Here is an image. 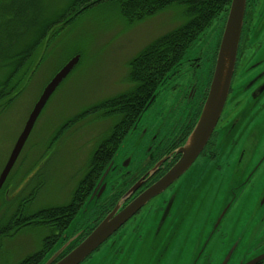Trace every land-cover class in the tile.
Listing matches in <instances>:
<instances>
[{"label":"flooded vegetation","instance_id":"obj_1","mask_svg":"<svg viewBox=\"0 0 264 264\" xmlns=\"http://www.w3.org/2000/svg\"><path fill=\"white\" fill-rule=\"evenodd\" d=\"M225 20L222 26L217 24L208 48L188 53L164 83L148 108L152 110L150 123L139 126L121 150L113 182L99 206L62 241L64 244L78 235L61 256L118 201L124 207L143 194L182 156L179 148L193 130L208 96ZM250 135L257 140L248 145L247 160L252 159L249 166L246 160L239 168L248 173L256 169L204 246L225 205V185L233 176L235 181L243 178L235 173L237 155ZM241 233V245L229 264L264 251V0H245L229 93L196 159L81 264H220V257L232 244L230 239Z\"/></svg>","mask_w":264,"mask_h":264},{"label":"rangeland","instance_id":"obj_2","mask_svg":"<svg viewBox=\"0 0 264 264\" xmlns=\"http://www.w3.org/2000/svg\"><path fill=\"white\" fill-rule=\"evenodd\" d=\"M30 1L0 0V26L6 6L10 9L20 4L28 15L39 11L37 25H40L69 3V0H36L37 6L33 7ZM224 18L203 32L188 53L206 50L213 31L217 24L223 25ZM181 22L178 11L171 9L128 25L113 5L101 4L88 8L68 25L59 24L52 29L35 53L34 62L44 58L32 77L0 102V172L44 86L67 58L78 54L80 59L41 110L0 189V224L13 215L28 216L71 200L87 171L93 150L108 135L114 119L88 116L68 128L50 147L55 132L88 107L129 90L131 85L125 80L127 62L150 41ZM11 25L3 24L1 34L18 28L16 23ZM33 32L26 33L23 44L33 38ZM4 74L5 69H0V79ZM10 97L13 99L8 103ZM150 111L144 114L139 126L150 123ZM53 232L51 227H26L1 240L0 264H14L33 253L41 247L43 238Z\"/></svg>","mask_w":264,"mask_h":264},{"label":"trees","instance_id":"obj_3","mask_svg":"<svg viewBox=\"0 0 264 264\" xmlns=\"http://www.w3.org/2000/svg\"><path fill=\"white\" fill-rule=\"evenodd\" d=\"M230 1L69 0L63 10L48 20L41 21L40 25H37L40 18L39 11H33L31 15H28L20 4L17 8L9 9L6 6L2 25L7 27L11 23H16L15 26L18 28L13 32L8 33V30L1 34L4 29H1L2 25L0 26V69H5V74L0 79V102L32 77L44 58V56L39 57L34 62L35 53L41 48L52 29L59 24L61 27L68 25L88 8L101 4L113 5L118 15L128 25L140 23L146 18L171 9L177 10L182 19L179 26L150 41L127 62L128 72L125 80L131 85L129 90L88 107L65 122L55 132L50 141V147L68 128L88 116L114 119L108 135L93 150L87 171L79 180L67 204L43 208L28 216L13 215L7 222L0 224V241L17 234L26 227L38 229L51 227L54 230L51 235L43 238L39 249L14 264H39L41 262L74 218L102 170L155 90L169 73L172 72L171 75L175 73L179 66L178 63L200 35L213 23L226 17ZM30 2L33 7L37 6L36 0ZM11 27L14 26L11 25ZM30 30L34 31L33 38L23 44V39ZM12 99L13 97H10L8 103Z\"/></svg>","mask_w":264,"mask_h":264},{"label":"water","instance_id":"obj_4","mask_svg":"<svg viewBox=\"0 0 264 264\" xmlns=\"http://www.w3.org/2000/svg\"><path fill=\"white\" fill-rule=\"evenodd\" d=\"M244 8L245 0L230 1L216 57V62L210 81L208 96L193 130L191 131L187 140L184 142L183 146L179 148V152L182 153V156L175 163V165L163 177H161V179H159L156 183L149 187L147 191L133 199L124 207L122 205V202L118 201L111 210L105 213L101 217V219L91 227V231L81 241H79L71 250L66 252V254L61 256L64 250L76 241L78 235L74 236L73 238H69L68 241H66L64 244H62V241H64L73 233L77 224L90 211L99 206L100 199L102 198L104 193L107 192L109 184L113 182L112 177L116 172V167L118 166L116 161L117 156H119L121 150H123V148L130 143L131 138L135 130L139 127L144 114L148 111L149 106L162 90V86L171 76V72L166 76L161 85L155 90L154 94L148 100L143 111L139 114L137 120L133 123L131 129L122 140L120 146H118V148L116 149L114 156L111 158L110 162L101 172L91 192L86 197L84 204L72 219L67 229L62 233L61 237L49 250V252L45 254L39 264H81L109 236L117 231L121 225H123L129 218H131L152 197L156 196L164 189H166L193 163L199 152L204 147L211 134V131L217 123L223 106L226 102L227 95L229 93L232 75L235 68V62L237 59V49L243 22ZM184 58L178 63V65L184 61ZM79 59L80 56L78 54L68 59L56 71V73L51 77V79L42 89V92L33 105L24 123V126L20 134L18 135L0 172V188L4 184L9 172L15 164L41 110L45 106L50 96L59 86V84L77 65ZM254 141L257 140L253 135H250L237 155L238 164L235 173H241L240 177L243 178L241 181H235L233 176V178H230L228 180V184L225 185L226 191L222 196L225 205L223 206V210L217 218L216 223L214 224V228L212 229L210 236L206 239L204 246L210 240L212 233L217 229V226L221 223L222 219H224L225 215L228 213L229 209L234 204L235 200L244 188L245 183H247L256 169V167H254L248 173L247 170L239 168V164H241L240 167L245 166V161L247 160L250 153L248 145L250 144V142L252 143ZM251 159L252 158H249L247 160V166H249V162ZM252 237H254V233L251 234L250 238ZM241 238L242 233L239 236L230 239L229 243L232 244L227 250L226 254H223L224 256L222 255L223 257H220V264H229V262H231L233 252L237 250L239 245H241ZM262 261H264V251L259 255L244 257L240 261L236 262V264H258Z\"/></svg>","mask_w":264,"mask_h":264}]
</instances>
